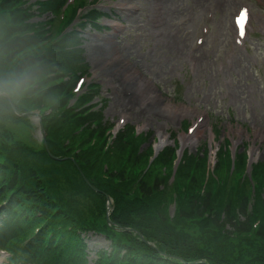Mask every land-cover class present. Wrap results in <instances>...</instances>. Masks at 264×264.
Listing matches in <instances>:
<instances>
[{
	"label": "trees",
	"instance_id": "16d2710c",
	"mask_svg": "<svg viewBox=\"0 0 264 264\" xmlns=\"http://www.w3.org/2000/svg\"><path fill=\"white\" fill-rule=\"evenodd\" d=\"M27 3L0 0V248L25 264H88L93 232L110 242L93 264H264V161L249 178L247 153L232 169L225 145L210 171L204 146L184 152L171 181L178 145L149 165L152 147L140 148L151 135L126 126L113 138L93 103L99 86L74 93L89 67L69 50L77 31L48 36ZM38 3L59 15L66 0ZM84 5L65 10L64 28ZM31 111L42 116L48 151L11 130L31 128L17 114Z\"/></svg>",
	"mask_w": 264,
	"mask_h": 264
},
{
	"label": "rangeland",
	"instance_id": "374dc122",
	"mask_svg": "<svg viewBox=\"0 0 264 264\" xmlns=\"http://www.w3.org/2000/svg\"><path fill=\"white\" fill-rule=\"evenodd\" d=\"M39 1L28 0L26 5L34 13L31 22L56 31L63 24L60 15L40 12ZM83 2L86 7L68 27L77 30L79 39L69 50H79L89 64L82 91L90 84L99 86L94 102L103 108L109 125L117 127L124 116L121 128L134 126L140 134H151L143 151L163 135L168 146L181 143L198 115L205 113L196 143L185 151L196 153L210 146L212 168L225 145L237 154L250 153L254 163L264 161V0ZM241 7H249L251 16L247 34L238 39L234 17ZM92 9L95 15L88 14ZM142 83L155 96L141 97ZM168 104L196 112L182 116L169 111ZM30 123L31 128H11L16 139L41 140L35 117ZM173 210L171 206V214ZM85 242L88 264L98 250L109 249L101 236L88 234Z\"/></svg>",
	"mask_w": 264,
	"mask_h": 264
},
{
	"label": "bare ground",
	"instance_id": "6f19581e",
	"mask_svg": "<svg viewBox=\"0 0 264 264\" xmlns=\"http://www.w3.org/2000/svg\"><path fill=\"white\" fill-rule=\"evenodd\" d=\"M129 9L130 8H128L127 10H129ZM138 92H139L138 94L141 97H145V98H148V96L149 97L155 96V91L147 89V87L143 83L139 86ZM125 102H127V101H125ZM125 104H127V103H125ZM167 108H168L169 111H172L173 109H175V107H174L173 104H168ZM175 110L179 111V113L182 116H185V115H193L196 112V110L190 109V108L185 107V106H182V107L177 108ZM204 115H205V113H203V114L200 113L198 115V119L199 120L198 121H195V123H194L195 126H194L193 130L191 131V133L189 135L182 136V144H183L184 147L187 146V145L195 144L196 143L197 138H198V135H199V133H198L199 132V128H200L201 123H202V120L201 119H202V116H204ZM122 120L125 121V117L124 116L122 117ZM161 139H162V141L164 143L167 142V136L166 135H163L161 137ZM256 151H257V149H254L253 155L256 153Z\"/></svg>",
	"mask_w": 264,
	"mask_h": 264
},
{
	"label": "water",
	"instance_id": "95a60500",
	"mask_svg": "<svg viewBox=\"0 0 264 264\" xmlns=\"http://www.w3.org/2000/svg\"><path fill=\"white\" fill-rule=\"evenodd\" d=\"M39 120H40V117H39ZM40 125H41V121H40ZM160 150V147L157 149L156 152H158ZM181 154H182V150L179 151V158L181 157ZM233 157H234V153H233ZM112 209V203L109 204V207H108V212H110Z\"/></svg>",
	"mask_w": 264,
	"mask_h": 264
},
{
	"label": "snow or ice",
	"instance_id": "6c2138e0",
	"mask_svg": "<svg viewBox=\"0 0 264 264\" xmlns=\"http://www.w3.org/2000/svg\"><path fill=\"white\" fill-rule=\"evenodd\" d=\"M83 82H84V81L81 80V81H79L78 83H79L80 86H82ZM78 90H79V89L77 88V91H78ZM190 131H191V129H190Z\"/></svg>",
	"mask_w": 264,
	"mask_h": 264
}]
</instances>
